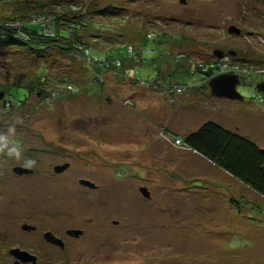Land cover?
I'll use <instances>...</instances> for the list:
<instances>
[{"label": "rangeland", "instance_id": "obj_1", "mask_svg": "<svg viewBox=\"0 0 264 264\" xmlns=\"http://www.w3.org/2000/svg\"><path fill=\"white\" fill-rule=\"evenodd\" d=\"M49 12L91 20L82 40L118 59L93 64L54 43L35 53L0 47V148L10 149L0 212L18 194L9 167L28 165L34 187L22 184L21 195L59 197V214L85 222L92 244L119 245L114 264L264 261V198L182 144L210 122L264 151V94L255 88L264 82V0H0V25ZM12 29L3 40L27 32ZM211 64L240 78L242 102L210 94ZM80 179L97 189H81Z\"/></svg>", "mask_w": 264, "mask_h": 264}, {"label": "flooded vegetation", "instance_id": "obj_2", "mask_svg": "<svg viewBox=\"0 0 264 264\" xmlns=\"http://www.w3.org/2000/svg\"><path fill=\"white\" fill-rule=\"evenodd\" d=\"M4 151L0 148V162L5 160L2 153L8 154L10 149ZM62 166L66 168L60 172L55 171L57 174H65L70 170L68 163ZM9 169L13 175L19 177L15 181L18 194L6 203L2 202L8 211L0 212V264H114L113 252L117 251L118 244H92V236L85 222L75 220L72 215L59 214V197L52 196V201H45L40 195H21L23 185L26 188L34 187L32 181H27V176L34 173L33 169L28 165L13 168L11 166ZM1 170L0 164V173ZM82 181L91 183L86 179L78 180L81 189H97L93 183L91 184L94 187L89 188L81 183ZM141 189H145L149 194L146 188H140V194ZM142 196L150 199V195ZM45 204L49 206L45 208ZM83 219L91 220L84 217ZM110 223L113 227L118 226L115 220ZM117 236L120 238L122 234L117 233ZM228 264H264V261L252 263L251 260H232Z\"/></svg>", "mask_w": 264, "mask_h": 264}, {"label": "trees", "instance_id": "obj_3", "mask_svg": "<svg viewBox=\"0 0 264 264\" xmlns=\"http://www.w3.org/2000/svg\"><path fill=\"white\" fill-rule=\"evenodd\" d=\"M30 13L31 12H27L20 19H25ZM46 14H48L46 16L53 26V31L49 36L43 34L39 23L31 25L32 23H30V21L26 23L22 22L21 25L27 30V32L24 36H17V34L14 35V37L16 36L17 38H15V43H13V41L3 39H10L7 32L9 31L12 33L11 30H14L12 28L15 27L11 26V24H9V26L0 25V47L2 48L11 44L13 46H20V48L23 49L29 48L27 50L28 52L35 53L40 52L42 49L41 46H44L47 43H54V46L57 48L72 53L73 57L90 55L92 59H96L93 64L100 63L99 61L105 60V58L113 60V62L117 61L118 58H115L114 56H104V58L101 57L102 55L99 53L93 52L78 34L88 27V23V28L91 27V20H88V23L86 24V21L83 18L69 17L68 15L56 14L53 12ZM37 18H39V15L35 17L30 16L28 20H34ZM16 19L20 20L14 16L11 17L10 20L15 24ZM8 22L11 23L10 21ZM126 50L127 51H124L126 52L125 56L130 58L132 51H129L128 48ZM119 53L123 52L119 50ZM110 60H108V62H110ZM133 77L134 80L137 82L139 81L136 79V75H133ZM97 83L103 85L98 79ZM30 91H27L26 93L29 94ZM41 95L42 91L37 93V97H41ZM27 97L28 96H25V99ZM11 98L17 103L20 102V100L15 99L12 96ZM182 144L188 150L209 161L216 168L264 198V152L257 148L252 142L209 122L202 125L197 132L182 139Z\"/></svg>", "mask_w": 264, "mask_h": 264}, {"label": "water", "instance_id": "obj_4", "mask_svg": "<svg viewBox=\"0 0 264 264\" xmlns=\"http://www.w3.org/2000/svg\"><path fill=\"white\" fill-rule=\"evenodd\" d=\"M230 33L239 34V32L236 31L234 28L230 29ZM214 56L221 58L222 53L221 52H215ZM237 85H239V79L237 76H235V75H224V76H220V77L212 79L208 84V88H209L210 94L214 97L225 98V99H228L231 101L242 102L243 97L237 92V89H236ZM255 88H256V91L258 93L264 94V82L258 83ZM2 97L3 96L0 95V98H2ZM261 151L264 152L263 150H261ZM65 168H66L65 166L56 167L55 171L60 172V171L64 170ZM18 171H20V170H17V172ZM81 183L88 186L89 188L94 187V185L89 183V182L82 181ZM141 193L145 197H149V194L146 192L145 189H141Z\"/></svg>", "mask_w": 264, "mask_h": 264}, {"label": "built area", "instance_id": "obj_5", "mask_svg": "<svg viewBox=\"0 0 264 264\" xmlns=\"http://www.w3.org/2000/svg\"><path fill=\"white\" fill-rule=\"evenodd\" d=\"M41 19L42 18H37V19H34V20H30V23H32L31 25H34L35 23H39L43 32L45 31V28H46V31H48L47 34H51L52 31H53V26L51 25V21L48 18H46L44 21H40ZM11 26L16 28V27H19V26H22V25L19 24V23H15V24H12ZM93 60L94 59H92V61H91L92 63H94ZM101 61L103 62L105 60H101ZM135 62L138 63V62H140V60L136 59ZM113 64H115V63H113ZM116 65H118V64H116ZM207 69H208V73H209V79L213 78V77L224 76V75H235L234 73H225V71L222 70L220 66H217V64H211ZM126 73H129V71H127ZM235 76H237V75H235ZM139 82L140 83H144L145 81L144 80H140ZM154 83H151V85H153ZM154 86H156V85H154ZM68 89H70L69 86H68ZM175 90H177V89H175ZM168 91H169L170 94L175 93V91L172 88H168Z\"/></svg>", "mask_w": 264, "mask_h": 264}]
</instances>
